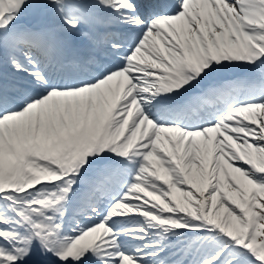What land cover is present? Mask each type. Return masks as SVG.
Returning a JSON list of instances; mask_svg holds the SVG:
<instances>
[{
  "label": "snow or ice",
  "instance_id": "6c2138e0",
  "mask_svg": "<svg viewBox=\"0 0 264 264\" xmlns=\"http://www.w3.org/2000/svg\"><path fill=\"white\" fill-rule=\"evenodd\" d=\"M0 264H264V0H0Z\"/></svg>",
  "mask_w": 264,
  "mask_h": 264
}]
</instances>
